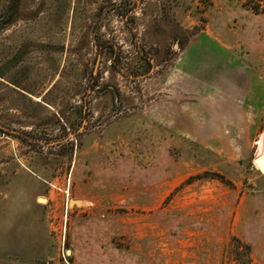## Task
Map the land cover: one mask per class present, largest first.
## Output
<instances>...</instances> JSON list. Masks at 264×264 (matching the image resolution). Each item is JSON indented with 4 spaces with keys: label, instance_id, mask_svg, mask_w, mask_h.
<instances>
[{
    "label": "rangeland",
    "instance_id": "rangeland-1",
    "mask_svg": "<svg viewBox=\"0 0 264 264\" xmlns=\"http://www.w3.org/2000/svg\"><path fill=\"white\" fill-rule=\"evenodd\" d=\"M246 1L0 0V264H264Z\"/></svg>",
    "mask_w": 264,
    "mask_h": 264
},
{
    "label": "trees",
    "instance_id": "trees-1",
    "mask_svg": "<svg viewBox=\"0 0 264 264\" xmlns=\"http://www.w3.org/2000/svg\"><path fill=\"white\" fill-rule=\"evenodd\" d=\"M245 6L248 7L250 10H253L256 14L264 13V0H247L245 2ZM244 250H246V253L249 257V263L253 264L251 258V248L248 245H245Z\"/></svg>",
    "mask_w": 264,
    "mask_h": 264
},
{
    "label": "crops",
    "instance_id": "crops-1",
    "mask_svg": "<svg viewBox=\"0 0 264 264\" xmlns=\"http://www.w3.org/2000/svg\"><path fill=\"white\" fill-rule=\"evenodd\" d=\"M228 104L229 103L223 102V100H221V104L220 105L227 106V110L235 109L234 106H230ZM226 111H224V112H226ZM258 152H259V156L262 155L261 158H258V166L261 168V169H259V167H258V170H262V169H264V141H263V144L259 147V151Z\"/></svg>",
    "mask_w": 264,
    "mask_h": 264
},
{
    "label": "built area",
    "instance_id": "built-area-1",
    "mask_svg": "<svg viewBox=\"0 0 264 264\" xmlns=\"http://www.w3.org/2000/svg\"><path fill=\"white\" fill-rule=\"evenodd\" d=\"M0 136H2V131L0 130Z\"/></svg>",
    "mask_w": 264,
    "mask_h": 264
},
{
    "label": "water",
    "instance_id": "water-1",
    "mask_svg": "<svg viewBox=\"0 0 264 264\" xmlns=\"http://www.w3.org/2000/svg\"><path fill=\"white\" fill-rule=\"evenodd\" d=\"M68 254H70V251H68Z\"/></svg>",
    "mask_w": 264,
    "mask_h": 264
}]
</instances>
